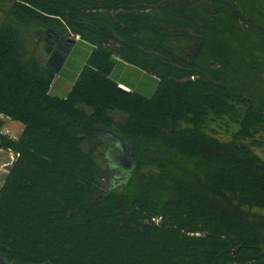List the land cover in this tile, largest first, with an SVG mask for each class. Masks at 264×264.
Here are the masks:
<instances>
[{
	"label": "trees",
	"instance_id": "obj_1",
	"mask_svg": "<svg viewBox=\"0 0 264 264\" xmlns=\"http://www.w3.org/2000/svg\"><path fill=\"white\" fill-rule=\"evenodd\" d=\"M0 11V125L23 126L0 133L16 155L0 190V264H264L253 150L264 0H0ZM49 30L86 50L65 97L30 49ZM220 124L237 127L231 141L209 131ZM107 132L130 144L128 179L106 158Z\"/></svg>",
	"mask_w": 264,
	"mask_h": 264
},
{
	"label": "rangeland",
	"instance_id": "obj_2",
	"mask_svg": "<svg viewBox=\"0 0 264 264\" xmlns=\"http://www.w3.org/2000/svg\"><path fill=\"white\" fill-rule=\"evenodd\" d=\"M8 3H5V5ZM4 18V14L2 11H0V23L2 22ZM49 31H45L44 36L39 38V35L37 33H34V37L30 40V49L31 50H37V59L46 67L53 68L54 64L56 62V56L57 54H64L62 50H60L55 46L54 48H51L47 41L51 39V37L48 35ZM61 32V31H60ZM63 33V32H62ZM65 41V44L61 45V47L69 46L70 43L68 41H75L76 44L74 48V52L71 54L70 59L68 60L67 65H65L63 72L61 74L56 75L55 81L53 83V89L52 94L59 97H65L71 90L73 86V81L76 80L78 73L85 61L86 58V50L85 47L78 45V38H75L71 34H64L62 35V38ZM58 44V43H57ZM128 77V80H133L132 77H129L128 74L125 75ZM124 76V77H125ZM125 90H128L124 88ZM129 91V90H128ZM147 95V94H146ZM127 116L123 113H116L114 115V119L117 122H123L125 121ZM23 130V126L20 123L13 122L7 118L1 119V125H0V133L10 136L11 138H18ZM209 131H214L215 136L222 140V141H231V135L237 131L236 126H232L229 131L228 129L220 124V125H212L209 129ZM259 140L262 142V146L259 147H253V150L257 155L260 157H264V133L261 134L258 137ZM250 143V142H248ZM98 162L99 164L106 169L108 162L105 161V147L99 148L97 152ZM16 160V155L8 150L0 148V190L4 184V181L6 179V176L8 175L9 168ZM116 167V165H115ZM264 236V235H263Z\"/></svg>",
	"mask_w": 264,
	"mask_h": 264
},
{
	"label": "water",
	"instance_id": "obj_3",
	"mask_svg": "<svg viewBox=\"0 0 264 264\" xmlns=\"http://www.w3.org/2000/svg\"><path fill=\"white\" fill-rule=\"evenodd\" d=\"M44 34L45 33H41L40 38L44 36ZM48 35L51 39L47 41V44L51 48H54L55 46L57 47L58 45V48L64 52V54H57L54 67L51 68L55 75H59L71 56L76 42L70 40L68 41L70 43L69 46L61 48V45L65 44L64 39H61L62 36L60 34H55L54 32H49ZM120 88L125 90L123 87ZM106 134L108 135L107 138L104 139L108 144L106 158L118 167L116 171L122 175L123 179H128L134 168L130 144L115 133L107 132Z\"/></svg>",
	"mask_w": 264,
	"mask_h": 264
},
{
	"label": "crops",
	"instance_id": "obj_4",
	"mask_svg": "<svg viewBox=\"0 0 264 264\" xmlns=\"http://www.w3.org/2000/svg\"><path fill=\"white\" fill-rule=\"evenodd\" d=\"M75 48H76V47H75ZM75 48H74V49H75ZM74 49H73V51H74ZM72 53H73V52H72ZM69 59H70V57H69ZM69 59H68V60H69ZM67 62H68V61H67ZM67 62H66V64H67ZM66 64H65V65H66ZM65 65H64V67H65ZM64 67H63V69H64ZM63 69H62V71H63ZM62 71H61V72H62ZM60 74H61V73H60Z\"/></svg>",
	"mask_w": 264,
	"mask_h": 264
},
{
	"label": "flooded vegetation",
	"instance_id": "obj_5",
	"mask_svg": "<svg viewBox=\"0 0 264 264\" xmlns=\"http://www.w3.org/2000/svg\"><path fill=\"white\" fill-rule=\"evenodd\" d=\"M61 48H63V47H61Z\"/></svg>",
	"mask_w": 264,
	"mask_h": 264
}]
</instances>
